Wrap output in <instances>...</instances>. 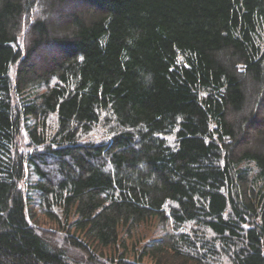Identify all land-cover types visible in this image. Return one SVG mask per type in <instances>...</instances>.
<instances>
[{
    "label": "trees",
    "instance_id": "1",
    "mask_svg": "<svg viewBox=\"0 0 264 264\" xmlns=\"http://www.w3.org/2000/svg\"><path fill=\"white\" fill-rule=\"evenodd\" d=\"M0 264H264V0H0Z\"/></svg>",
    "mask_w": 264,
    "mask_h": 264
},
{
    "label": "rangeland",
    "instance_id": "2",
    "mask_svg": "<svg viewBox=\"0 0 264 264\" xmlns=\"http://www.w3.org/2000/svg\"><path fill=\"white\" fill-rule=\"evenodd\" d=\"M32 181L31 177L27 178V185L25 184V187H28V184ZM32 183V182H31ZM27 211L29 215V221L32 224H35L36 226H39L41 228H46V229H53L54 224L50 222L42 213H40L38 207L32 202L31 204H28L27 206ZM161 231L159 229V225L156 222V220L150 219L144 223H142L138 228L136 229H131V235L127 237H123L122 233H120V240L125 241V244L129 246V253L130 248L134 245L133 243L138 244V242H142L143 244L145 241H148L150 239H157L161 235ZM77 236H81L80 233L76 232ZM107 252V251H106ZM129 257V256H128ZM147 262V261H146Z\"/></svg>",
    "mask_w": 264,
    "mask_h": 264
}]
</instances>
